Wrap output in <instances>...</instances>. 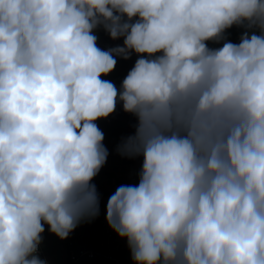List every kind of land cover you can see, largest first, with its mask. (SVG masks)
<instances>
[{
	"label": "clouds",
	"instance_id": "9594fccd",
	"mask_svg": "<svg viewBox=\"0 0 264 264\" xmlns=\"http://www.w3.org/2000/svg\"><path fill=\"white\" fill-rule=\"evenodd\" d=\"M118 104L142 162L104 220L132 264H264V0H0V264L100 216Z\"/></svg>",
	"mask_w": 264,
	"mask_h": 264
},
{
	"label": "crops",
	"instance_id": "0c3cea01",
	"mask_svg": "<svg viewBox=\"0 0 264 264\" xmlns=\"http://www.w3.org/2000/svg\"><path fill=\"white\" fill-rule=\"evenodd\" d=\"M97 34L99 36L97 44L102 49L122 44V40H110L103 31H99ZM135 59V55L128 61L117 58L115 70L109 76L102 78L111 80L119 87L121 78L123 79L129 70L127 65L134 62ZM97 124L105 134L104 144L110 153L107 163L93 181L101 195L100 216L92 223L78 226L65 240H60L50 234L45 226L39 256L45 259L48 264H132L126 241L118 239L105 223L104 206L108 197L119 185L138 183L137 172L142 159H124L114 151L121 137L127 136L133 131L118 105L112 115L107 119L98 120ZM78 249L91 250L92 255H82L71 260L72 255Z\"/></svg>",
	"mask_w": 264,
	"mask_h": 264
},
{
	"label": "trees",
	"instance_id": "16d2710c",
	"mask_svg": "<svg viewBox=\"0 0 264 264\" xmlns=\"http://www.w3.org/2000/svg\"><path fill=\"white\" fill-rule=\"evenodd\" d=\"M240 32H241V30L238 29V28H235V27L229 29L228 30V39L231 40L234 43H237L238 42V37L240 35ZM217 46H219V45H215V44H212L211 42H209V47H217ZM118 107L121 108V106L119 104H118ZM123 114L125 115L127 122L131 126L135 122L134 118L131 115L126 114L124 112H123Z\"/></svg>",
	"mask_w": 264,
	"mask_h": 264
},
{
	"label": "built area",
	"instance_id": "2783aa9c",
	"mask_svg": "<svg viewBox=\"0 0 264 264\" xmlns=\"http://www.w3.org/2000/svg\"><path fill=\"white\" fill-rule=\"evenodd\" d=\"M68 243H70V242H68ZM40 249H41V246H39V250ZM82 255L91 256L92 255V251L91 250L87 251V250L78 249L77 252L72 255V259L71 260H75V259H77L78 257H80Z\"/></svg>",
	"mask_w": 264,
	"mask_h": 264
},
{
	"label": "rangeland",
	"instance_id": "374dc122",
	"mask_svg": "<svg viewBox=\"0 0 264 264\" xmlns=\"http://www.w3.org/2000/svg\"><path fill=\"white\" fill-rule=\"evenodd\" d=\"M133 64H134V62L130 63L129 65H127V68L129 67V70H130V68L132 67ZM121 81H122V78H121Z\"/></svg>",
	"mask_w": 264,
	"mask_h": 264
}]
</instances>
